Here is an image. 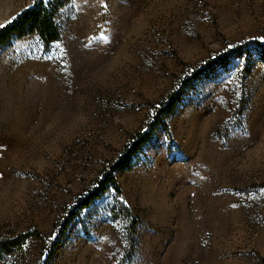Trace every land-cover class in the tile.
I'll use <instances>...</instances> for the list:
<instances>
[{
  "label": "rangeland",
  "instance_id": "rangeland-1",
  "mask_svg": "<svg viewBox=\"0 0 264 264\" xmlns=\"http://www.w3.org/2000/svg\"><path fill=\"white\" fill-rule=\"evenodd\" d=\"M34 1L0 0V28ZM58 22L59 42L0 49V238L41 236L0 264H264V52L245 46L264 0H70Z\"/></svg>",
  "mask_w": 264,
  "mask_h": 264
},
{
  "label": "trees",
  "instance_id": "trees-1",
  "mask_svg": "<svg viewBox=\"0 0 264 264\" xmlns=\"http://www.w3.org/2000/svg\"><path fill=\"white\" fill-rule=\"evenodd\" d=\"M70 0H35L34 3L22 10L15 18L0 28V49L11 46L15 40H21L25 37L37 35L45 44H52L59 42L62 39V31L58 22V15L60 11L69 3ZM254 46L260 48L264 52V44L259 41L251 42L247 46ZM231 50L225 55L219 56L207 63V65L194 74L195 79H200L204 75L212 72L217 67L227 65L231 59L240 58L243 55L244 47ZM248 51V50H246ZM264 62V61H263ZM184 89L177 92L170 102L162 107L153 119L148 130L139 132L134 140L128 144L119 159L112 164L110 172L105 176L106 178L101 181L97 188L83 200L78 206L77 212H70L66 221L62 224V234L68 229L72 221L76 218L80 209H83L92 204L96 199L100 198L108 189L109 186L116 184L115 174L120 172L130 171L134 166L135 158L141 152L147 143L152 139L154 132L160 125L164 124V120L169 117L176 109L177 105L184 97ZM39 232L19 234L16 237L0 238V263L5 262L8 258L16 252H20L27 241L32 237L41 238ZM60 233V232H59ZM60 233V234H61ZM63 236L59 235L54 242L53 251ZM47 258L48 260L51 257ZM42 264H47L42 263Z\"/></svg>",
  "mask_w": 264,
  "mask_h": 264
},
{
  "label": "snow or ice",
  "instance_id": "snow-or-ice-1",
  "mask_svg": "<svg viewBox=\"0 0 264 264\" xmlns=\"http://www.w3.org/2000/svg\"><path fill=\"white\" fill-rule=\"evenodd\" d=\"M0 26H2V25H0Z\"/></svg>",
  "mask_w": 264,
  "mask_h": 264
}]
</instances>
